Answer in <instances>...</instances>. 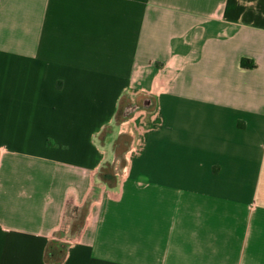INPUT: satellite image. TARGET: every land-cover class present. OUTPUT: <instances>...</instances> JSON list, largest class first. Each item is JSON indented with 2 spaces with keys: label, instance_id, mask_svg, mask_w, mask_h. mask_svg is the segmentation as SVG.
Returning <instances> with one entry per match:
<instances>
[{
  "label": "crops",
  "instance_id": "crops-1",
  "mask_svg": "<svg viewBox=\"0 0 264 264\" xmlns=\"http://www.w3.org/2000/svg\"><path fill=\"white\" fill-rule=\"evenodd\" d=\"M0 264H264V0H0Z\"/></svg>",
  "mask_w": 264,
  "mask_h": 264
},
{
  "label": "rangeland",
  "instance_id": "rangeland-1",
  "mask_svg": "<svg viewBox=\"0 0 264 264\" xmlns=\"http://www.w3.org/2000/svg\"><path fill=\"white\" fill-rule=\"evenodd\" d=\"M137 108L138 104L130 105L129 111L131 114L125 118L120 112L113 125L106 128L104 132L107 140L105 144L107 156L110 155V157H115L114 161H111V159L105 161L104 166L107 171L120 173L125 166V156L131 153V149L135 148L138 135L134 129L135 123L128 122V117L132 116ZM106 181H109V184H111L110 179H107ZM86 210V206L80 208L79 210L76 208L67 209L60 234L67 237H71L76 234L85 221ZM67 245V243H61L60 247L62 246L63 248Z\"/></svg>",
  "mask_w": 264,
  "mask_h": 264
},
{
  "label": "trees",
  "instance_id": "trees-1",
  "mask_svg": "<svg viewBox=\"0 0 264 264\" xmlns=\"http://www.w3.org/2000/svg\"><path fill=\"white\" fill-rule=\"evenodd\" d=\"M241 66L242 67H254L252 62L250 60H246V59L241 60Z\"/></svg>",
  "mask_w": 264,
  "mask_h": 264
}]
</instances>
